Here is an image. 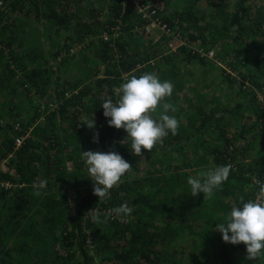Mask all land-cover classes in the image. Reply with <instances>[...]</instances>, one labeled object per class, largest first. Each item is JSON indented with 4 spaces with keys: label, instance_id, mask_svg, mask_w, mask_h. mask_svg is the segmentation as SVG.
I'll return each mask as SVG.
<instances>
[{
    "label": "trees",
    "instance_id": "trees-1",
    "mask_svg": "<svg viewBox=\"0 0 264 264\" xmlns=\"http://www.w3.org/2000/svg\"><path fill=\"white\" fill-rule=\"evenodd\" d=\"M0 2V264L264 263V258L248 260L246 246L225 243L215 227L241 195L255 198L253 177L264 181V80L257 76L264 71V52L252 47L264 43V0ZM147 5L161 15V25L147 29L157 18ZM247 49L251 56L244 59L254 72L245 83L220 70L221 82L211 92L197 89L198 97L204 93L211 103L199 97L186 107L184 101L181 112L193 119L179 120L178 134L169 133L152 152L144 150L142 159L130 143H120L127 132L109 126L102 103L118 98L115 89L126 78L164 73L163 81L187 87L197 81H183V68L194 73L192 62L207 68L213 50L238 56ZM79 61L93 63L72 81L71 67ZM217 78L211 73L209 80ZM14 95L33 103L24 108L27 113L16 110ZM184 97L194 100L187 92ZM45 98L51 111L42 117ZM219 103L232 121L217 116L212 106ZM90 119H96L93 130L82 124ZM213 129L220 141L214 146L202 138ZM197 130L199 139L198 134L191 139ZM16 140H23L20 146ZM188 145L194 151L205 145L213 168L232 165L229 179L207 201L182 185L193 177ZM90 150H114L133 167L107 200L93 195L81 157ZM41 179L48 184L37 197L32 185ZM69 196L76 200L74 208ZM125 203L131 215L123 222L112 218L111 210ZM92 209L100 223L91 219ZM183 235L200 249L184 247Z\"/></svg>",
    "mask_w": 264,
    "mask_h": 264
},
{
    "label": "clouds",
    "instance_id": "clouds-1",
    "mask_svg": "<svg viewBox=\"0 0 264 264\" xmlns=\"http://www.w3.org/2000/svg\"><path fill=\"white\" fill-rule=\"evenodd\" d=\"M173 90L171 81H162L154 72H145L139 77L132 75L126 78V82L115 89L118 98L113 100L109 97L102 103L104 116L110 118L109 126L127 132V137L120 143H130L135 156L142 159V149L152 152L158 144H163L169 133L173 136L178 134L180 121L176 116L168 114L177 109L173 104L164 102L172 96ZM158 109L162 110L154 117ZM82 124L93 130L96 128V119L86 120ZM94 142H99V132L94 133ZM81 157L94 183L93 195L99 197V200L109 199L111 190L118 187L122 177L133 170L132 165L114 150L106 153L84 151L81 152ZM231 170L232 165L229 163L210 168L196 177H189L187 183L190 185L191 195L195 197L203 193L204 199H211L215 191L220 190L229 179ZM253 180L258 187L255 198L246 201L241 195L239 203L233 204L223 222L217 223L215 227L216 231L222 233L225 243H243L247 259L259 260L264 258V181L255 177ZM47 184L46 179L33 183V195L40 196V190L45 189ZM90 211L91 219L100 223V214L94 209ZM111 211L112 218L123 222L131 215L132 209L125 203Z\"/></svg>",
    "mask_w": 264,
    "mask_h": 264
},
{
    "label": "rangeland",
    "instance_id": "rangeland-1",
    "mask_svg": "<svg viewBox=\"0 0 264 264\" xmlns=\"http://www.w3.org/2000/svg\"><path fill=\"white\" fill-rule=\"evenodd\" d=\"M1 3L2 2H0V5H1ZM150 7H151V5H147L145 7V9L147 10L148 14L156 15L158 17L161 16L156 9L152 8V10L149 12L148 10L150 9ZM263 45H264V43H262L261 41H255L253 43L252 47H257V48H259L261 50V52H264V49L262 47ZM249 49H250V47H249ZM249 49L244 50L241 53H240V51H238L237 52L239 54L238 56H235L233 54V53H235L233 50H222L220 53L217 50H213V55L209 56L210 57V62L205 65V66H207V68L202 66L201 62L196 60V61L192 62V67H193V72L194 73L189 74L190 68L188 66H186L187 67L186 71H184V68L182 69V74L184 76L183 77V81L186 80V79H191L193 77H197V82H200V80L205 78V76L209 79L210 75L212 73V74H214V75L216 74L218 76V78H217V84H218V81L221 82V80H220V74H221L220 70H222V71L224 70V71H227L232 76L236 77L239 83H245V80L247 79L249 73L254 72V68H252L250 62L248 64V62L244 59V57L246 55L248 57V61H249L250 56H251ZM227 58H229L228 62H227L229 65H227V63L225 62ZM90 63H93V62L92 61H87V62H85V65H84V63L82 64L79 61L78 63L73 64L72 67H71L72 68L71 71H72V74H73V78L70 77V79L72 81H76L77 79H79L78 75L85 73L86 70H87V67H88V65ZM100 68H101V71H99V72H104V70H105L104 67L101 66ZM167 69H171V71H172V64L170 65V68H167ZM211 69H214V70H211ZM96 71H98V70L94 69V72H96ZM171 71H169V72H171ZM165 75L166 74L162 73L159 76L162 81H163V78L165 77ZM257 76L264 80V71L262 73H260L259 75H257ZM170 80L174 81L173 78H171ZM211 80L212 79H210L209 82ZM193 82H195V81L189 82L187 84V87L177 86V84H180V83L172 82V84L174 86H177V87H174L172 96L170 98H166V100L164 101L166 103H171V104H173L175 106L177 111L176 112L169 111L168 114L176 116L178 120H182V121L186 122V118L192 120L193 117H194V114L193 115H191V114L186 115L185 112H181V109H184V105H182V103L184 101H185V106L186 107L190 103H192L194 105V104L199 103V101H200V98L197 95V89H201L200 86H198L200 84H198L194 88H192V85L194 84ZM203 82H205V80ZM207 84L208 83L202 84L203 85L202 87H205L206 91L209 90L207 86L210 85V84H208V85ZM189 88H191V89H189ZM186 92L191 94V97L194 99L192 102H191V100L189 98H185L184 97V96H186ZM182 93H184V96H183ZM243 97H244V94H242V98ZM10 99H16L17 100L18 104L16 106V110L21 109L23 111L24 108H26L27 106H33V103L31 105L28 100H23L21 95H17V96L14 95ZM235 99H237V98H235ZM203 100L208 101L209 103H211L210 99L209 100L203 99ZM238 100L241 101L240 98ZM40 102L42 103V106H41V115H42V117H44L47 114H50L51 109L48 108V104L46 103L47 102L46 98L42 99ZM212 107H211L212 109H217V116H220L222 118L224 117L222 120H231V121L233 120L232 119L233 115L232 114L229 115L228 112H225L224 111L225 108L223 107V105L221 106V103L213 105ZM161 110L162 109H158V112L156 114H154V117L158 116L159 111H161ZM23 112L27 113L25 110ZM239 113H240V111L237 108H234V114H235L234 117H238ZM245 133L246 134H250V136H251L253 131L247 129V130H245ZM196 134H198L197 138L199 139L198 136L201 135V132L199 133V130L194 131L191 134V139L195 138ZM202 134H204V132H202ZM218 136H219V131H217L216 129H213L212 133L204 134V136L202 138L206 139L208 141L209 145L214 146V145H217V144L220 143V141L218 140ZM22 141H21V143H22ZM16 142H17V140H16ZM196 148H198V150H196V151H194L195 148H192L189 145L185 148L186 156L190 157L192 159V161L190 163L191 164L193 163V170H192L193 177L198 176L201 172H205L208 169L213 168L211 152L206 149L205 145H198ZM142 151H144V149H142ZM164 155H165V157H167L168 152H166ZM3 165H4V162H3L2 166ZM4 169H6V167H4ZM182 185L187 187L189 192L191 193L190 185L187 182L186 183L182 182ZM207 200L208 199H205V201H207ZM75 201L76 200L74 199V197L69 196V202H70V204L72 205L73 208H74L75 203H76ZM179 216H180V214H179ZM180 241H181V243L185 244L184 247H190V249L192 251L200 249L199 244H197V242H195L192 239H190V237L187 236V235H183L180 238ZM185 253L187 254L186 251H184V254ZM261 264H264V263L261 262Z\"/></svg>",
    "mask_w": 264,
    "mask_h": 264
},
{
    "label": "crops",
    "instance_id": "crops-1",
    "mask_svg": "<svg viewBox=\"0 0 264 264\" xmlns=\"http://www.w3.org/2000/svg\"><path fill=\"white\" fill-rule=\"evenodd\" d=\"M187 69L186 68H184V71H186ZM216 71V70H215ZM192 72L189 70V74H191ZM205 80V82H206V80H207V82H208V84H210L209 86H207L208 87V89H209V91L211 92V89L213 88V86H215V84H217V81H210L209 82V79L205 76V78H203L202 80H200V82H193L194 84L192 85V88H194L196 85H198V84H200V85H198V86H200V88H202V84H204V81ZM203 82V83H202ZM207 84V85H208ZM177 86H181V87H183V85L182 84H178ZM199 97L201 98L202 97V99H206V96L204 95V93H200L199 94ZM198 99V98H197Z\"/></svg>",
    "mask_w": 264,
    "mask_h": 264
},
{
    "label": "built area",
    "instance_id": "built-area-1",
    "mask_svg": "<svg viewBox=\"0 0 264 264\" xmlns=\"http://www.w3.org/2000/svg\"><path fill=\"white\" fill-rule=\"evenodd\" d=\"M160 17L157 16V18H155L154 20L151 21V23L147 26V29H150L151 27H157L159 25H161V22L159 20ZM162 29L165 31V32H168L169 29L168 28H165V26H162ZM208 56H212L213 55V51L209 52L207 54ZM21 141L22 140H18L17 141V144L18 145H21Z\"/></svg>",
    "mask_w": 264,
    "mask_h": 264
}]
</instances>
